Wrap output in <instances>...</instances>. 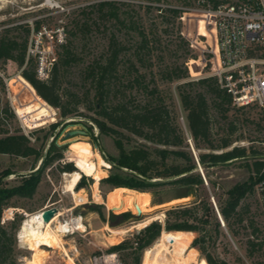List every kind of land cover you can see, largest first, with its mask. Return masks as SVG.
<instances>
[{"label":"rangeland","instance_id":"obj_1","mask_svg":"<svg viewBox=\"0 0 264 264\" xmlns=\"http://www.w3.org/2000/svg\"><path fill=\"white\" fill-rule=\"evenodd\" d=\"M100 1L103 0H0V30L21 23H28L32 29L36 22L41 23V28L39 30L32 29L29 35L30 47L33 49L34 54H32L36 62H39L40 59L47 66L56 62L59 58L58 51H61L58 45L59 37L65 40L68 36L67 38L71 40L77 54L76 61L61 70V83L57 89L62 96L63 104L70 108L77 106L75 115L67 117L62 116L61 108L51 106L31 86L32 84L29 82L30 85L23 78V69L16 61L8 60L1 64L0 138L24 134L30 145L42 151V158L46 157L52 142L56 143L59 152L62 153L60 159L45 167L34 196L32 198L16 197L14 202L18 207H9L4 212L3 217L6 220H12L11 210L21 215L22 222L16 236L19 248L18 260L21 264H101L103 259L113 253L109 252L108 249L114 243L132 237L141 230V226L128 230L135 223L154 215L166 213V210L172 206L194 200L197 203L194 207L195 210L202 213V206L199 204L201 198L208 196L209 200L214 202L220 195L225 197V190L250 177L254 170L253 162L255 160H264V105L252 104L247 108H235L230 112V119H235L237 126L235 136H242L239 141L234 143V146H246L249 157L235 159L219 166L209 167L206 170L203 169L207 182L202 175L203 185L194 186L193 189L197 196L182 197L185 192L184 187L163 184L146 192V202L141 211H138L134 202L129 199L125 200L124 207L115 209L114 198L110 195L113 190L111 184L102 181L103 179L100 180V192L104 196L106 204L97 203L95 202L93 187L95 179L88 175H84L76 185L77 193L80 194L78 197L66 193L64 191V174L68 171H63L61 166L71 162L77 168L76 163L72 162L68 155L71 145L77 141H88L95 150L101 153L102 157L109 163L108 167H104L108 176L112 173H119L123 177L131 176V173L126 169L112 168L113 164L109 158H119V150L114 137L102 133L93 119L99 118L93 109L95 104L94 89L85 77L87 66L104 53L108 38L112 34H116L118 40L125 45L123 51L125 55L122 59L124 61L130 56L135 58L133 56L136 53L137 43L142 38L139 31L142 30L148 35L151 40V50L147 53L144 52V54H146V61L149 60L150 62H147L146 65H138L139 72L146 74L144 84L146 82L151 87L158 86L159 96L164 99L176 117V123L182 128L187 142L191 146L192 143L194 145V142L187 128L186 112L180 97V86L189 80L214 75L217 67L211 62L214 59L213 54L207 51L211 49L210 45L213 46V32L207 29L203 18L199 22L198 35L197 22L193 15H186L184 21L179 19L171 21L169 25L164 23L165 19L163 20L160 16L158 7H187L189 0H114L126 3L121 5L122 14L136 22L135 28L129 27V25L121 27L115 20H96L97 11L88 7ZM148 6H151V9ZM168 16L170 19L172 18L170 14ZM74 20H78L79 23L88 20L90 25L82 30L75 29V34H70L71 23ZM12 34L20 38L25 36L23 30L14 31ZM180 36L185 41H182ZM203 36H207L208 39ZM214 61L218 62L215 59ZM126 63L121 64L118 83L122 82L127 94L133 97L136 102L146 100L147 94L143 88H138L137 85L134 87L129 85L136 75L126 69L128 65ZM167 68H178L177 70H181V72L186 70L188 76L173 81L167 80L163 77ZM196 88L198 89L197 86H195ZM78 101L81 103L77 105ZM45 106L55 108V118L51 117L45 121L36 120ZM28 110H32L33 113V117L30 119L19 114L20 111ZM212 114L224 124L225 120H222V116L214 108H212ZM52 124H57V126L53 128ZM71 130H84L86 133H79L65 139V134ZM129 135L131 140L125 139L127 149L134 145L146 143L144 139L138 136ZM192 148L194 155L195 152L198 155L201 151H208ZM254 150L256 152H253ZM42 158L37 161L34 155L29 157L15 156L0 148V175L6 170H11L12 173L4 177L3 180L8 186L19 185L23 176H27L42 166ZM246 163H250L252 168H249ZM156 180L164 181L163 178ZM209 180L216 182V186H211ZM84 200L86 203H83ZM242 206H248V211L244 214L245 220L243 222L233 219L234 232L230 231L226 223L223 224L219 219L220 228L213 229L215 225H209L212 237L200 243L205 248V254L211 256L216 264H264V214L257 192L255 191L246 197ZM52 207L62 210L71 209L61 216L59 221L62 222H67L72 217L82 216L87 226L86 230L84 232L80 230L60 232L58 231L59 222H56L49 229L53 237L45 238L43 244L35 245L37 240L33 241L32 244L23 243L19 239V231L28 218L27 215L42 212L46 208ZM98 211L107 218L111 212L121 214L130 211L133 215L126 220L119 216L112 222L114 225L108 223L113 229L126 230L124 234L113 237L105 229L106 222ZM250 219L258 227V232H254V228L249 225ZM156 220L163 223L165 217L164 220L160 218ZM189 232V237L192 238L190 246L194 247L193 241L199 236V233ZM190 239L187 240L190 241ZM249 240L262 244L261 247L257 246L252 254L250 253L251 244ZM156 242L157 240L151 246ZM194 249L197 256L191 264H205L203 261L204 253L197 247ZM129 252L128 250L120 253L114 252L116 256L109 264H112L113 260L122 264L125 258L130 261ZM34 253H36L35 262H32ZM144 254L145 252L141 264H143ZM192 254L190 253V255Z\"/></svg>","mask_w":264,"mask_h":264},{"label":"trees","instance_id":"obj_2","mask_svg":"<svg viewBox=\"0 0 264 264\" xmlns=\"http://www.w3.org/2000/svg\"><path fill=\"white\" fill-rule=\"evenodd\" d=\"M120 3L114 0H103L92 4L88 8L96 10V20H115L121 27L129 25L135 28V21L123 16ZM151 9V6H148ZM160 16L164 23H169L179 19L181 10L174 7H158ZM171 15V19L168 15ZM180 20V19H179ZM72 30L70 34H75L74 30H82L89 27L88 20L79 23L78 20L72 21ZM41 23L36 22L33 30H39ZM31 27L27 24H15L0 30V68L1 64L8 60L16 61L22 68L23 78L42 96L51 106L59 107L62 110V116L75 115L77 106L70 108L63 104L62 96L58 92V86L61 83L60 73L62 69L72 65L77 58V54L72 46L71 40L67 38L59 43L61 51H58L59 58L53 64L50 75L47 79H41L37 75V65L35 57L29 52V35ZM23 30L25 36L22 38L13 35L14 31ZM142 38L137 43L136 53L132 58L122 60L125 45L118 40L116 34L108 38L107 48L101 56L89 64L85 70V77L90 81L94 89V107L99 118H93L100 131L114 137L115 144L119 150V158H109L112 162V168L117 170H127L131 176L123 177L119 173H112L102 181H106L114 188L128 187L140 191H151V188L163 184H172L178 187H184L185 192L182 197L189 198L197 196L194 193V186H202V172L199 163L203 169L213 166H219L235 159H246L249 157V151L246 146H238L234 143L239 141L242 136H235L237 126L235 119H230V112L233 109H244L249 106L234 105V95L230 88L223 87L219 77L209 75L196 80H189L180 86V97L184 111L186 112V123L188 131L194 142L193 148L201 151L197 155L193 154L191 144L182 128L176 123V117L159 96L157 85L151 87L149 83L144 84L146 74L139 72L138 65H146V54L150 52L151 40L148 35L140 30ZM182 38V41L185 39ZM128 63L127 70L134 72L135 77L129 85L143 88L147 94L144 101H135L133 97L127 94L122 82L118 83V73L122 63ZM126 63V64H127ZM125 64V66H126ZM151 64V63H149ZM178 68H167L163 77L173 81L183 79L188 76L186 70L181 72ZM133 73V74H134ZM1 80V78H0ZM195 86L198 89H195ZM124 88V89H123ZM90 92V90H89ZM48 103V104H49ZM81 101L77 102V105ZM212 108L222 116L225 122L222 124L212 114ZM0 98V112H1ZM21 116L30 119L33 117L32 110L20 111ZM56 110L54 107L45 106L42 113L36 120L45 121L51 117L55 118ZM57 124H52L55 128ZM125 132L138 136L146 141L139 145H134L130 149L126 148V140L130 135ZM131 140V139H130ZM151 143V144H148ZM232 147V148H230ZM0 148L11 155L29 157L34 155L38 160L42 158V151L30 145L28 138L24 134L8 135L0 138ZM192 148V149H193ZM55 152L54 154H52ZM253 152H256L255 150ZM62 157L55 142H52L49 151L42 163V166L27 176L22 177L19 185L8 186L4 177L12 172L6 170L0 175V264H21L18 260L19 248L17 243V232L21 226V215L15 212L12 220L3 221L4 212L9 207H18L14 199L32 198L36 193L38 185L41 182L42 173L49 164ZM252 168L250 163H246ZM254 170L250 177L245 181L235 183L225 190L223 197L220 195L216 205L209 200L208 196L200 199L202 213L196 208V201L185 202L175 205L166 210L165 220L162 223L159 220H152L141 230L123 241L114 243L109 252L130 251L131 260L123 259L122 264H141L142 256L145 250L150 247L161 235L162 230L175 232L187 243L192 242L189 231L199 233V236L193 241L192 248L197 247L204 253L203 261L205 264H216L213 258L205 254V248L201 241L212 237V231L209 225L214 224L213 229L220 228L221 214L226 226L234 232L233 219L240 222L245 220V213L248 206L243 207V200L256 190V184L264 178V160H255L253 162ZM63 171H73L77 169L71 162L61 166ZM204 171V170H203ZM163 178L164 181L156 180ZM211 186H216V182L209 180ZM215 196V195H214ZM216 197V196H215ZM215 200V199H214ZM219 213L217 211V208ZM99 212V211H98ZM106 223H111L122 216L124 220L130 218L133 214L130 211L115 214L111 212L109 218L99 212ZM249 225L258 232V227L252 219ZM190 239L188 241L186 238ZM251 244L250 253L252 254L261 243L249 240Z\"/></svg>","mask_w":264,"mask_h":264},{"label":"built area","instance_id":"obj_3","mask_svg":"<svg viewBox=\"0 0 264 264\" xmlns=\"http://www.w3.org/2000/svg\"><path fill=\"white\" fill-rule=\"evenodd\" d=\"M178 9L180 20L193 15L198 35L202 18L207 29L213 32V46L207 51L218 60L217 63L211 60L217 65L214 75L223 87L230 88L234 105H264V0H189L187 7ZM58 41L64 40L59 37ZM29 52L34 54L31 47ZM53 64L47 66L39 59V78L47 79ZM256 190L264 214V178L257 182ZM11 214L14 216V210ZM113 264L121 263L113 260Z\"/></svg>","mask_w":264,"mask_h":264},{"label":"bare ground","instance_id":"obj_4","mask_svg":"<svg viewBox=\"0 0 264 264\" xmlns=\"http://www.w3.org/2000/svg\"><path fill=\"white\" fill-rule=\"evenodd\" d=\"M68 155L70 160L76 163L77 169L64 174V191L66 193H70L73 197H78L80 194L77 193L76 185L84 175L92 176L95 179V184L93 186L95 202L106 204L105 198L100 192V180L108 176L104 167H108L109 163L102 157L98 150H95L92 147L91 143L88 141L74 142L68 151ZM110 195L114 198L115 209H119L122 206L124 207L125 200L129 199L134 202L137 210L141 211L146 202L145 191L128 187H117L110 192ZM83 203H86V200H84ZM48 209L49 208H46L42 212L27 215L28 218L24 221L22 228L19 231V239H21L23 243L26 244L27 242L28 244H32L33 241L37 240L35 245L38 246L43 244L45 242V238L53 237V235L50 234L49 229L56 222H59L58 231L60 232H67L71 230H80L84 232L86 230L87 226L84 223L82 216L72 217L67 222L59 221L61 216H63L66 211L71 209L62 210L56 208L55 213L48 220H46ZM164 217L165 213L148 217L138 223H135L128 230L137 226L145 227L152 220L159 218L164 220ZM105 229L108 230L113 237L126 232L125 229H113L108 223H105ZM190 253L193 254L190 255ZM35 256L36 253L33 255L32 262H35ZM115 256L116 255L114 253L108 255L106 259L101 261V264H109ZM196 256V250L190 247L184 239L173 231L163 229L160 237L157 239V242L145 250L143 264H191L196 259Z\"/></svg>","mask_w":264,"mask_h":264},{"label":"water","instance_id":"obj_5","mask_svg":"<svg viewBox=\"0 0 264 264\" xmlns=\"http://www.w3.org/2000/svg\"><path fill=\"white\" fill-rule=\"evenodd\" d=\"M70 121H73V120H70ZM79 133H81V134H85L86 131H84V130H71V131H68V132L65 134L64 137H65V139H67V138H69V137H71V136H74V135H76V134H79ZM192 147H193V146H192ZM195 155H196V158H197V160H198V157H197L196 152H195ZM44 159H45V156L42 158V160H41V164L43 163ZM199 168H200V171L202 172L203 177L206 179L205 174H204V171H203V168H202V165H201L200 163H199ZM206 182H207V179H206ZM214 204L216 205L215 201H214ZM216 208H217V206H216ZM55 211H56V208H49V209L47 210V217H46V220H48V219H49V218L55 213ZM217 211H218V213H219L218 208H217ZM219 217H220V220L223 221V218H222V216H221L220 213H219Z\"/></svg>","mask_w":264,"mask_h":264}]
</instances>
